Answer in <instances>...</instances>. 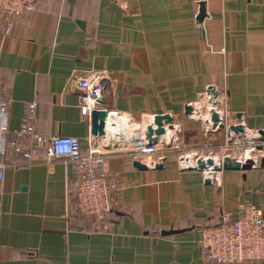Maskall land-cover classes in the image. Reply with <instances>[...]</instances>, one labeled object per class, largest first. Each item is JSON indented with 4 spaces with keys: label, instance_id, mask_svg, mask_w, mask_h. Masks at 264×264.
<instances>
[{
    "label": "crops",
    "instance_id": "1",
    "mask_svg": "<svg viewBox=\"0 0 264 264\" xmlns=\"http://www.w3.org/2000/svg\"><path fill=\"white\" fill-rule=\"evenodd\" d=\"M28 19L10 37L0 35L10 136L24 103L37 101L36 132L77 137L87 154L92 123L73 82L94 71L110 75L105 106L117 115L108 118L117 133L102 142L132 149L156 115H172L174 129L166 126L156 156L141 159L165 156L161 170H138L119 148L105 157L106 171L124 185L108 233L81 232V171L73 162L26 164L10 151L0 181V264H205L203 227L224 212L237 217L246 205L264 209L263 154L249 153L257 168L215 172L210 184L207 173L186 169L200 157H221L228 136L206 124L211 109L245 127L236 138L244 148L264 131V0H39ZM209 87L220 93L217 104ZM186 106H195L192 116Z\"/></svg>",
    "mask_w": 264,
    "mask_h": 264
},
{
    "label": "built area",
    "instance_id": "2",
    "mask_svg": "<svg viewBox=\"0 0 264 264\" xmlns=\"http://www.w3.org/2000/svg\"><path fill=\"white\" fill-rule=\"evenodd\" d=\"M48 1L55 3L59 0ZM38 2L0 0V35L3 38L10 37L21 21L29 24L28 15L37 10ZM110 87L111 77L105 72L94 71L73 82L84 116L91 118L94 111H105L108 115L107 123L110 115L116 119L117 115L105 106ZM37 107V101L24 103V119L10 136L9 102L2 96L0 89V181L5 178L8 166L6 156L10 151L17 161L22 159L26 164L38 163L44 158L47 161L69 159L81 171L76 191V214L81 221V232L86 235L108 233L119 217L120 194L124 185L119 180V173L106 171L105 157L119 148L120 152L131 153L135 161L142 163L143 157L158 154L157 145H148L142 139L132 149H128L124 144L115 146L111 140L102 142V139L111 138L108 135L113 134L105 128L104 136L91 137V148L87 154H83L77 137L44 136L36 132ZM217 112L226 119L224 112ZM27 138L32 141L29 148L26 147ZM236 138H228L224 142L219 152L220 158L213 156L217 164L222 165L224 159L229 158L242 165L249 159V153L259 152L264 155V143L256 145L250 141L253 145L249 149V145L244 148L246 144ZM258 146L263 149L258 150ZM164 157L142 164L155 167ZM250 157L252 159L253 156ZM198 244L200 257L205 264H264V209L246 205L237 217L229 212L222 213L216 224L200 230Z\"/></svg>",
    "mask_w": 264,
    "mask_h": 264
},
{
    "label": "water",
    "instance_id": "3",
    "mask_svg": "<svg viewBox=\"0 0 264 264\" xmlns=\"http://www.w3.org/2000/svg\"><path fill=\"white\" fill-rule=\"evenodd\" d=\"M206 17L205 4L204 2L200 3V11L198 15V20L203 21ZM211 100H214L213 104L216 103L215 99L219 97V91H217L214 87H209L206 93ZM195 112V106H186L185 107V115L192 116ZM107 112L105 111H94L91 115V123H92V134L94 136H104L105 128L112 130L115 134L117 133V127L115 124L111 125L107 123ZM241 114L237 115L238 119H241ZM173 116L170 114L165 115H156L152 122L146 127L144 132V140L148 143V145H158L162 136H165L167 133L166 126L169 130L174 129L173 125ZM206 124L211 127L213 132H226L228 138L230 140L234 139L236 136L243 135L245 133V127L241 124L237 125H229L225 117L220 115L215 109L210 110V117L206 119ZM258 138L251 139V142H261L264 143V131H260L258 133ZM258 150H262L261 146L257 147ZM185 160V159H184ZM188 160V159H186ZM262 167H264V160L261 159L258 162ZM133 166L138 170H147L149 169L146 165L134 161ZM164 168V161L160 164H157L153 169L161 170ZM257 168V162L253 160H248L244 164L237 163L229 158L224 159L223 164H217L212 154H209L206 157H200L196 160L194 165L188 166L186 169L188 170H198L200 172H205L209 175L206 179L207 184H210L212 179L210 178L215 172L222 170H242L247 171Z\"/></svg>",
    "mask_w": 264,
    "mask_h": 264
},
{
    "label": "bare ground",
    "instance_id": "4",
    "mask_svg": "<svg viewBox=\"0 0 264 264\" xmlns=\"http://www.w3.org/2000/svg\"><path fill=\"white\" fill-rule=\"evenodd\" d=\"M189 159V158H188ZM188 161V160H187ZM186 162V161H185ZM192 165V164H191Z\"/></svg>",
    "mask_w": 264,
    "mask_h": 264
}]
</instances>
